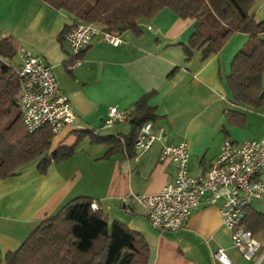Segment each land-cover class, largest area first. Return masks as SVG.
Listing matches in <instances>:
<instances>
[{
    "label": "crops",
    "instance_id": "0c3cea01",
    "mask_svg": "<svg viewBox=\"0 0 264 264\" xmlns=\"http://www.w3.org/2000/svg\"><path fill=\"white\" fill-rule=\"evenodd\" d=\"M253 14L257 21L264 20V0L254 1ZM72 21V15L44 0H0V38H10L16 45L14 64L10 60L9 64L17 71L19 47L38 55L51 67L75 115L72 123L54 133L47 151L69 149V155L52 159L43 171L36 158L17 174L0 179V264L41 219L78 197L96 202L109 225L116 222L134 233L146 264H220L214 258L219 247L230 264H264V235H254L260 247L248 259L232 246L219 212L223 197L214 203L200 197L186 224L165 232L149 226L145 209L133 198L156 193L173 180L172 161L160 158L164 145L184 141L187 171L196 177L208 170L225 139L242 142L264 135V110L234 104L226 85L231 60L248 36L232 34L204 61L196 49L186 59L182 44L195 22L162 8L139 21L138 32L119 34L117 46L95 36L75 56L58 39ZM146 95L155 109L149 122L154 130L163 129L160 140L137 155L134 147L92 139L90 130L98 136L127 135L130 124L125 118L102 126L108 108L126 112ZM230 111L243 114V122L228 115ZM261 171L259 179L264 182ZM250 206L259 211L252 201Z\"/></svg>",
    "mask_w": 264,
    "mask_h": 264
},
{
    "label": "trees",
    "instance_id": "16d2710c",
    "mask_svg": "<svg viewBox=\"0 0 264 264\" xmlns=\"http://www.w3.org/2000/svg\"><path fill=\"white\" fill-rule=\"evenodd\" d=\"M44 1L73 16L72 23L65 25L58 35L62 43L64 34L82 22L118 35L126 30L138 32V22L162 8L195 22L191 36L182 44L186 59L196 49L204 61L218 52L232 34L244 33L248 38L231 60L226 85L234 104L264 110V20L254 17L255 0ZM15 53L13 40L0 38V179L17 174L21 167L39 157L38 168L43 171L52 159L70 153L66 149L47 154L54 135L50 127L45 125L28 132L23 125L17 107L20 76L9 64ZM147 99L148 95L142 97L125 112L130 124L127 135L98 136L90 130L92 139L133 148L139 128L155 118V109ZM227 113L243 122V114ZM91 202L88 197H78L41 219L16 249L5 253L4 264H146L147 256L136 235L116 222L109 225L100 209L91 207ZM242 224L253 235H264V212L248 204Z\"/></svg>",
    "mask_w": 264,
    "mask_h": 264
},
{
    "label": "built area",
    "instance_id": "2783aa9c",
    "mask_svg": "<svg viewBox=\"0 0 264 264\" xmlns=\"http://www.w3.org/2000/svg\"><path fill=\"white\" fill-rule=\"evenodd\" d=\"M95 36L113 46L121 42L118 34L89 22L72 26L63 40L71 53L77 55ZM17 55L20 58L17 107L23 125L28 132L45 125L53 133L59 132L72 123L75 115L66 96L60 92L51 67L27 48L19 47ZM124 118L125 112L111 106L102 126L109 127ZM162 136V128L154 130L151 122H145L133 142L137 155L144 153ZM160 158L172 161L175 169L173 180L156 193L133 197L145 209L149 226L158 232L177 230L186 224L191 208L200 197L205 196L208 203L223 197L219 208L222 224L230 232L232 246L244 258H250L259 249L260 242L242 224V219L244 209L251 201L264 199V182L259 179V173L264 168V135L242 142L225 139L208 170L196 177L188 174V151L184 141L164 145ZM91 207L98 208L94 201ZM214 258L220 264H230L221 247L214 252Z\"/></svg>",
    "mask_w": 264,
    "mask_h": 264
},
{
    "label": "rangeland",
    "instance_id": "374dc122",
    "mask_svg": "<svg viewBox=\"0 0 264 264\" xmlns=\"http://www.w3.org/2000/svg\"><path fill=\"white\" fill-rule=\"evenodd\" d=\"M10 61H13L14 64V60L10 59ZM261 176L262 178H264V170L261 171ZM252 204L259 210V211H264V199H260V200H253ZM261 204V205H260ZM261 206V207H260Z\"/></svg>",
    "mask_w": 264,
    "mask_h": 264
}]
</instances>
